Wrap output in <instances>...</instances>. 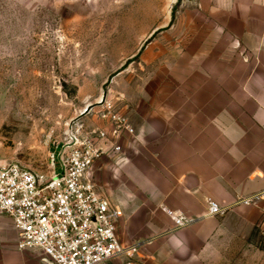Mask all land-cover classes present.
I'll list each match as a JSON object with an SVG mask.
<instances>
[{"label":"rangeland","instance_id":"374dc122","mask_svg":"<svg viewBox=\"0 0 264 264\" xmlns=\"http://www.w3.org/2000/svg\"><path fill=\"white\" fill-rule=\"evenodd\" d=\"M205 6V0H0V166L46 176L70 124L74 134L109 126L102 119L109 102L132 131L112 138L88 177L124 213L121 241L138 247L116 259L124 264H148L173 232L168 208L159 204L167 183L157 157L163 134L182 125L204 132L219 111L200 106L205 84L221 99L234 67L236 40L222 13ZM189 100L194 104L185 108L181 102ZM236 207L215 217L225 224L202 264H264V229L225 219ZM146 214L155 227L142 236Z\"/></svg>","mask_w":264,"mask_h":264},{"label":"crops","instance_id":"0c3cea01","mask_svg":"<svg viewBox=\"0 0 264 264\" xmlns=\"http://www.w3.org/2000/svg\"><path fill=\"white\" fill-rule=\"evenodd\" d=\"M205 4L210 13H222L225 30L238 50L234 67L220 86L222 98L213 99L212 86L205 84L207 97L200 106L219 109L210 114L205 131L185 132L182 125L163 134L166 142L157 157L167 183L159 204L183 212L191 222L173 231L172 221L166 219L173 232L169 241L156 245L158 255L148 264H202L201 254L225 224L206 217L208 202L231 206L264 191V0H205ZM181 103L192 108L194 101ZM155 211L166 215L159 205ZM225 219L264 229V205H239ZM152 222L146 214L142 236L154 229ZM0 223L4 225L0 264H49L40 250L19 248L9 217L0 213ZM104 264L124 263L113 259Z\"/></svg>","mask_w":264,"mask_h":264},{"label":"built area","instance_id":"2783aa9c","mask_svg":"<svg viewBox=\"0 0 264 264\" xmlns=\"http://www.w3.org/2000/svg\"><path fill=\"white\" fill-rule=\"evenodd\" d=\"M104 108L102 119H109V126L77 134L72 131L76 142L64 153L62 178L56 179L58 153L46 176L16 164L0 166V213L12 220L19 248L40 250L49 264H104L138 250L121 241L122 209L103 196L88 177L93 165L107 154L108 145H113L112 138L132 131L128 120L115 113L109 102ZM67 135L64 143L70 140ZM256 202H264V191L238 199L227 208L209 202L206 217ZM163 209L173 231L190 224L183 212Z\"/></svg>","mask_w":264,"mask_h":264},{"label":"water","instance_id":"95a60500","mask_svg":"<svg viewBox=\"0 0 264 264\" xmlns=\"http://www.w3.org/2000/svg\"><path fill=\"white\" fill-rule=\"evenodd\" d=\"M106 98H107V93H104V96L103 98L101 99V101L99 103H97V105H103L106 101ZM94 108V106H89L82 114L80 117H83L85 115H87L88 113L91 112V110ZM72 126L73 124H70L69 127H68V134H69V137H70V140L66 143H64L59 152H58V155H57V161L59 163V167H60V172L59 174L56 176V179H60L64 176V164H63V156H64V153L66 151L67 148H69L70 146H72L75 142H76V139L75 137L72 135Z\"/></svg>","mask_w":264,"mask_h":264}]
</instances>
